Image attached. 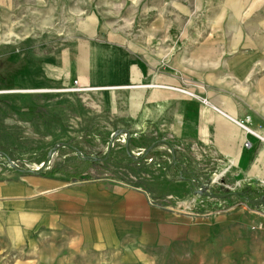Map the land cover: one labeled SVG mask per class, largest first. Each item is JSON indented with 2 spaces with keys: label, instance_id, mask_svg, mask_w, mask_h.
Segmentation results:
<instances>
[{
  "label": "rangeland",
  "instance_id": "obj_1",
  "mask_svg": "<svg viewBox=\"0 0 264 264\" xmlns=\"http://www.w3.org/2000/svg\"><path fill=\"white\" fill-rule=\"evenodd\" d=\"M151 26H171L175 40L206 47L243 30L248 47L264 48V0H0V178L140 183L151 206L211 220L204 247L158 251L155 264H264V203L228 198L240 187L220 177L218 162L176 150L198 170L190 186L167 170L171 137L150 128L122 135L100 108L88 57L108 54L117 37L128 46L148 42ZM106 67L98 66V77L108 76ZM74 80L85 90L72 91ZM232 213L216 234L215 219ZM16 223L0 215V264H107L65 249L66 237L29 234Z\"/></svg>",
  "mask_w": 264,
  "mask_h": 264
},
{
  "label": "crops",
  "instance_id": "obj_2",
  "mask_svg": "<svg viewBox=\"0 0 264 264\" xmlns=\"http://www.w3.org/2000/svg\"><path fill=\"white\" fill-rule=\"evenodd\" d=\"M170 29L151 26L148 42L131 46L117 37L108 54L88 57L100 108L116 129H153L172 138L167 144L192 147L194 155L204 151L218 162L220 177L233 179L236 187L263 190L264 143L239 122L264 134V48L248 47L243 30L234 41L206 47L201 40H175ZM103 64L105 78L97 70ZM173 87L188 88L208 103ZM61 180L30 174L0 178V215L16 218L29 234L66 237L65 249L107 264H155L158 251L204 247L209 237V218L199 221L151 206L145 187ZM236 217L218 216L213 231L218 234L222 223ZM197 228L200 234L194 233Z\"/></svg>",
  "mask_w": 264,
  "mask_h": 264
},
{
  "label": "trees",
  "instance_id": "obj_3",
  "mask_svg": "<svg viewBox=\"0 0 264 264\" xmlns=\"http://www.w3.org/2000/svg\"><path fill=\"white\" fill-rule=\"evenodd\" d=\"M141 158H143V156H141L139 159ZM167 170L171 171L175 176L177 175L181 176L182 179L188 181L190 183V186L192 187L194 185L193 183L194 179L198 177V170L197 169L195 170L191 164L185 163V161H183L182 156L177 152H173L172 161L171 164L168 166ZM132 185L136 187H141L140 183H136ZM193 189L195 190V188ZM226 196L228 198L236 197L238 199H242L245 201H249L252 199L257 200L262 198L260 202H258V204L264 203V193L257 194V192L251 190L248 187H242V189L236 192H228Z\"/></svg>",
  "mask_w": 264,
  "mask_h": 264
},
{
  "label": "built area",
  "instance_id": "obj_4",
  "mask_svg": "<svg viewBox=\"0 0 264 264\" xmlns=\"http://www.w3.org/2000/svg\"><path fill=\"white\" fill-rule=\"evenodd\" d=\"M176 90H178V91H180V92H182V93H184V94H186V95H189V96H191V97H196V98H198V99H200L201 100V102L202 103H208L207 102V100H206V98H203V97H198L195 93H193V92H191V91H189V90H187V89H182V88H175ZM71 90L72 91H77V90H85V88H83V87H78V82H77V80H74V83H73V85H72V88H71ZM239 124L241 125V126H243L247 131H249V132H251L253 135H255V137L260 141V142H262V143H264V134L263 133H260V132H255V131H252V130H250L246 125H244V123L243 122H239ZM120 134H122V135H127V132H126V130H121L120 131ZM246 145H248V143L246 144ZM169 152L170 153H173L174 151H176L177 149H183V147H184V145L183 144H181V143H179V144H177V145H171V144H169ZM193 148L191 147L190 148V150H192ZM139 155V153H134V158H136V159H138V158H140L142 155H140V156H138ZM136 156V157H135ZM40 169V167L38 166L37 168H36V171L37 170H39ZM260 185H264V179L262 180V181H260Z\"/></svg>",
  "mask_w": 264,
  "mask_h": 264
},
{
  "label": "water",
  "instance_id": "obj_5",
  "mask_svg": "<svg viewBox=\"0 0 264 264\" xmlns=\"http://www.w3.org/2000/svg\"><path fill=\"white\" fill-rule=\"evenodd\" d=\"M262 198L257 199V200H249V202H259Z\"/></svg>",
  "mask_w": 264,
  "mask_h": 264
}]
</instances>
